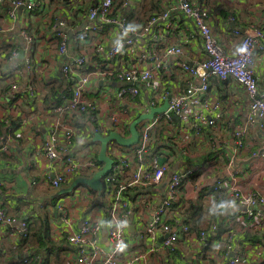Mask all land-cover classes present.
Here are the masks:
<instances>
[{
    "label": "built area",
    "instance_id": "built-area-1",
    "mask_svg": "<svg viewBox=\"0 0 264 264\" xmlns=\"http://www.w3.org/2000/svg\"><path fill=\"white\" fill-rule=\"evenodd\" d=\"M86 1L87 4L82 5L76 0H63L60 4L65 6L51 12L44 0H0L11 23L19 20L20 9L35 12L42 21L54 17L50 34L52 42L57 43L55 53L65 56L70 47L77 50L76 55L62 64V73L69 84L67 90H61L55 111L63 119L53 128L42 149L48 158V168L55 174L42 183L59 188L76 177H92L103 167L95 154L85 159L74 154L80 116L86 118L84 129L89 133L108 135L117 131L129 136L130 124L137 116L150 113L165 101L168 107L139 123V139L135 144L124 147L118 143L110 148L116 160L113 159L111 169L102 177L101 190L80 183L72 191L77 197L95 200L101 218L85 216L81 226L76 228L78 220L69 215L65 203L61 200L56 203L61 226L55 238H66L72 264H169L161 259L163 252H174L181 248V243L195 253L199 262L214 256L217 250L212 245L211 234L217 233L219 224L213 220L208 228L194 230L183 210L187 185L197 171L196 188L210 183L209 192L214 197L228 196L244 206L239 215L242 225L231 226L220 234V239L213 237L225 243L223 255L228 256L225 264H264V243L260 240H244L229 256L241 232L264 237V187L244 188L233 165L237 154L246 146L248 136L261 143L250 157H264V86L260 85L256 70L258 58L264 57V27L253 22L246 27L232 28V33L241 40L231 53L215 33L207 0H161V10L148 14L139 23L132 22L126 12L130 8L133 10L137 0ZM176 13L190 21L193 27L182 20L184 29ZM79 15L82 21L73 27ZM23 16L27 21V15ZM235 19L231 14L225 22L229 25ZM28 25L21 22L20 26L27 46L33 43L34 34ZM176 31L188 41L200 39L204 56L190 60L182 44L170 43V35ZM114 32L118 37L112 39ZM85 46L88 47L81 48ZM215 79H232L248 95L244 119L232 125L233 146L228 160L221 166L230 177L216 178V171L209 172L207 167L216 165L211 156L210 162H193L171 170L172 162L167 154L152 153L159 129L175 144L177 153L188 158L196 156L188 144L191 140L197 142L201 150L206 151L205 145L216 149L217 144L210 138L206 140L204 135L206 128L220 127L226 121L223 100L210 96ZM99 80L103 84L98 90ZM30 85L27 93L33 94L35 90ZM111 86L113 91L104 94L102 99L90 97ZM17 88L18 84L12 83L11 95L14 96ZM34 117L23 121L27 123ZM256 130L262 135L258 136ZM165 179L167 183L160 194H154L152 188L159 187ZM34 180L35 184L39 182ZM4 184L0 176V186ZM131 191L141 198L159 195V202L152 211L135 222L137 232L134 236L128 231L135 216ZM16 221L14 213L0 204V226L14 225ZM17 229L23 238L27 237L28 220L19 222ZM103 232L107 244L102 241ZM141 243L146 244L145 249H137L136 245Z\"/></svg>",
    "mask_w": 264,
    "mask_h": 264
},
{
    "label": "crops",
    "instance_id": "crops-1",
    "mask_svg": "<svg viewBox=\"0 0 264 264\" xmlns=\"http://www.w3.org/2000/svg\"><path fill=\"white\" fill-rule=\"evenodd\" d=\"M62 1L44 0L47 10L51 12L61 10L62 6H65L60 4ZM76 2L82 5L87 4L86 0H76ZM207 5L212 12L211 23L216 35L221 44L231 53L238 48L241 40L240 36L232 33V28L246 27L253 22L264 27V0H207ZM2 8L4 6L0 4V120L2 119L4 123L0 127V176L4 179L5 184L0 186V204L8 207L14 213L17 221L14 225L0 226V264H10L13 253L18 252V244L23 238L17 229L18 223L22 220L30 219L33 222V227L36 228V226L42 225V221L46 222V218H48L51 226V237L57 243L59 240L55 237L58 236V226H61L60 211L55 206L58 201H63L69 215L78 220L75 224L76 228L81 226V221L85 216L101 218V213L98 211L99 208L95 207V200L88 201L85 196L77 197L74 192L58 195V190L66 184L59 188H50L42 183L45 178L55 174L53 169L48 168V158L42 152V149L44 143L49 140L53 128L58 126L63 119L55 111L60 103L61 90L69 84V80L62 73V64L68 58L76 55L77 50L70 47L65 56L55 53L57 43L52 42L53 37L50 34L54 17L42 21L35 12L27 13L25 10L20 9L19 20L11 23ZM149 8L148 0H139L138 4L133 6V10L130 8L126 12L132 22L139 23L144 20ZM231 14L236 19L228 25L225 19ZM23 15H27V21ZM176 15L181 19V23L183 20L187 25L193 27L192 23L183 16L178 13ZM81 21L82 17L79 15L73 23V27L74 24ZM21 22H27L30 30L34 33L33 43L29 46L26 45L20 34ZM182 27L186 29L183 23ZM117 37V33L114 32L112 39ZM170 37V43H180L184 46L190 60L204 56L200 39L198 41H188L179 31L173 32ZM87 47L81 48L85 49ZM22 51L23 53L20 55ZM256 70L259 83L264 86V57L258 58ZM12 83L18 84L14 96L10 93ZM212 83L213 93L211 91L210 96H218L223 100V113L226 120L220 127L206 128L205 130L206 140L212 139L217 144L216 149L214 150L205 145L206 151L201 150L197 142L191 140L188 144L196 152V156L188 158L177 153L175 144L168 141L167 138L163 145L171 154L177 153L174 158L170 157L171 170L193 162H210L211 156L216 165L207 167L210 169L209 172L216 171V178L229 179L230 176L226 172L227 170L224 171V167L221 166L224 165L222 163L228 160V154L233 146L232 125L244 119L248 95L242 86L232 79H215ZM30 84L33 85L35 90L33 94L27 93V87ZM98 84L99 90L103 82L99 80ZM32 115L35 116L33 119H30L27 123L23 121V119ZM78 119L74 146L75 156L85 159L95 154L98 157L101 145L91 141L94 134L92 131L89 133L84 129L87 122L86 118L80 116ZM4 127L7 128V131L4 130ZM256 131L258 136L262 135L260 130ZM61 134L63 137L64 132ZM246 141V146L237 154L236 161L233 162L234 171H237L238 181L244 188L260 189L264 187V157L251 158L250 154L254 149L260 148L261 143L260 140L252 141L249 136ZM197 176L198 171L192 178L191 183L187 185V199L183 205V210L187 212L194 230L208 228L211 221L214 220V212H220V217L216 219L219 227L226 225L229 220H234V222L230 221L229 225L227 224V229L231 226L237 228L242 225L243 220L239 215L244 206L227 196L224 199L225 207H219L221 205L220 200L223 197H214L209 192L210 183L201 188H196L194 182ZM34 179L39 180V182L35 184ZM166 180L159 187L152 188L151 191L158 194L167 183ZM130 198L135 216L128 226V231L134 236L137 232L135 222H139L145 213L152 211V207H155L159 202V195L152 197L151 194L150 197L141 198L138 197L137 192L131 191ZM231 222L233 225H231ZM104 235L103 232L102 241L107 244ZM214 236L211 234L212 245L217 251L210 259L216 264H225L228 259V256L223 255L226 249L225 243L222 239L219 241L213 239ZM257 236L259 237L257 241L260 240L264 243V237L258 234ZM240 244V240L237 239L235 245L231 248L230 257ZM68 246V250L62 251L60 257L52 258L51 264H72L70 245L68 244ZM180 246L182 249H177L174 252L164 251L161 259L169 264H209L208 260L210 259L199 262L195 253L192 250H187L184 243H181ZM136 247L142 250L145 249L146 244L141 243ZM45 255V248H40L37 255L35 252L33 254L35 257L34 264H39L37 260H43Z\"/></svg>",
    "mask_w": 264,
    "mask_h": 264
},
{
    "label": "trees",
    "instance_id": "trees-1",
    "mask_svg": "<svg viewBox=\"0 0 264 264\" xmlns=\"http://www.w3.org/2000/svg\"><path fill=\"white\" fill-rule=\"evenodd\" d=\"M137 1L139 2V0H137ZM160 2H161V0H148V4L150 5V8L147 10L145 17L148 14L160 11L161 10ZM67 89H68V86L64 87L62 90H67ZM3 125H4V123H3V120L1 119L0 120V127H2ZM16 125H15V127H16ZM138 127H139V125H138ZM7 128H8V126H7ZM7 128L4 127V130L7 131ZM0 133H1V131H0ZM126 133L127 132H125V134ZM94 135H95V133L92 135L91 141L100 144L99 141H94ZM157 135L158 136H156L157 139L155 140L154 149L152 150V153H165V154H168L169 157L174 158L175 154H177V153L175 152L174 154L173 153L171 154V152H169L168 149H166L163 145V144H165L164 142L166 140L165 131L159 129ZM158 137H159V139H158ZM116 144H118L117 141L112 140L109 142V145H108V153L114 160H116V157L110 152V148ZM124 147H129V146H124ZM97 162L99 165L103 166V162H101L99 159H97ZM71 182L67 183L66 186H68ZM225 198H226V196H224L222 198V200H220L221 204H223V205H225L224 204ZM218 217H220V212H214L213 219L217 223H218V220H216V219ZM28 223H29V234L27 237L21 238V241L18 244L19 245L18 246V252L16 254L13 253L12 260H11L10 264H34L35 257L33 256V254L36 252V255H37V252L40 250V248L46 249V255L43 258V260H37V258H36L38 263L39 264H51L52 258L53 259L58 258L62 254V251L65 252L68 250L69 246L66 242L65 237L60 238L57 243H55L53 241L54 238L51 237V230H50L51 226L49 224L48 218H46V222L42 221V225H40V226L38 225V226H36V228L33 227V225H32L33 222L30 221V219L28 220ZM222 223H221V225H222ZM227 224L218 227L217 233H215L213 235H215L217 237L221 236L220 234L227 230V228H226ZM238 237L240 239V243L241 242L243 243L244 240L256 241L258 238L256 233H251V232H244V233L241 232V234H238ZM70 252H71V249H70ZM29 254H30V256H28ZM205 259L208 260V259H210V257L205 258ZM208 262H209V264H216L211 259L208 260Z\"/></svg>",
    "mask_w": 264,
    "mask_h": 264
},
{
    "label": "water",
    "instance_id": "water-1",
    "mask_svg": "<svg viewBox=\"0 0 264 264\" xmlns=\"http://www.w3.org/2000/svg\"><path fill=\"white\" fill-rule=\"evenodd\" d=\"M23 51L20 53V55ZM168 107V102L165 101L162 106L154 108L148 114H141L137 116L130 124V135L123 136L117 131H112L108 135H102L101 133H96L94 135V140L100 142V150L98 153V159L103 162V167L98 170L92 177H77L72 180L68 186H64L58 190V195L71 193L74 191L76 186L80 183H85L89 185L94 190H101L103 187L102 177L111 169L114 162L113 158L108 153V145L112 140L117 141L120 145L131 146L135 144L139 139L138 125L144 118H152L156 112H161L166 110Z\"/></svg>",
    "mask_w": 264,
    "mask_h": 264
},
{
    "label": "rangeland",
    "instance_id": "rangeland-1",
    "mask_svg": "<svg viewBox=\"0 0 264 264\" xmlns=\"http://www.w3.org/2000/svg\"><path fill=\"white\" fill-rule=\"evenodd\" d=\"M112 91H113V86H111L108 90L103 89L102 91H100L98 95L90 94V97L94 99H102L104 94L111 93ZM126 135H128V132L126 133Z\"/></svg>",
    "mask_w": 264,
    "mask_h": 264
},
{
    "label": "clouds",
    "instance_id": "clouds-1",
    "mask_svg": "<svg viewBox=\"0 0 264 264\" xmlns=\"http://www.w3.org/2000/svg\"><path fill=\"white\" fill-rule=\"evenodd\" d=\"M219 207H221V208H224V207H225V205L221 204Z\"/></svg>",
    "mask_w": 264,
    "mask_h": 264
}]
</instances>
